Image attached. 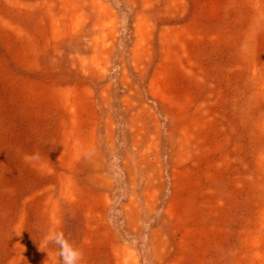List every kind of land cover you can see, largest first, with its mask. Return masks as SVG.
<instances>
[{
    "label": "rangeland",
    "instance_id": "rangeland-1",
    "mask_svg": "<svg viewBox=\"0 0 264 264\" xmlns=\"http://www.w3.org/2000/svg\"><path fill=\"white\" fill-rule=\"evenodd\" d=\"M264 264V0H0V264Z\"/></svg>",
    "mask_w": 264,
    "mask_h": 264
},
{
    "label": "clouds",
    "instance_id": "clouds-1",
    "mask_svg": "<svg viewBox=\"0 0 264 264\" xmlns=\"http://www.w3.org/2000/svg\"><path fill=\"white\" fill-rule=\"evenodd\" d=\"M54 246L60 264H82L83 254L71 238L60 230H49L43 238L42 246Z\"/></svg>",
    "mask_w": 264,
    "mask_h": 264
}]
</instances>
